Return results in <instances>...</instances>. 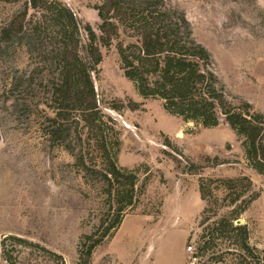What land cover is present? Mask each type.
Here are the masks:
<instances>
[{
	"label": "rangeland",
	"instance_id": "1",
	"mask_svg": "<svg viewBox=\"0 0 264 264\" xmlns=\"http://www.w3.org/2000/svg\"><path fill=\"white\" fill-rule=\"evenodd\" d=\"M22 1L0 2V24ZM60 1L98 32V0ZM163 3L185 14L193 36L210 52L228 100L248 103L264 115V0ZM116 43L101 47L93 77L104 116L97 132L119 140L116 163L138 168L144 189L135 206L124 211L118 229L94 249L89 264H226L204 262L209 255L195 254L206 206L199 193L203 178L252 181L258 195L235 223L246 224L251 244L260 247L264 175L246 160L242 140L223 117L217 126L204 128L169 114L160 99L141 97L123 75ZM39 60L38 53L28 54L18 44L0 56V264H78L82 237L107 208L99 181L83 177L74 155L45 133V116L52 115L50 73ZM64 144L78 149L74 132ZM86 152L88 167L101 161L91 147ZM217 194L220 204L224 194ZM231 208H218L215 217Z\"/></svg>",
	"mask_w": 264,
	"mask_h": 264
},
{
	"label": "trees",
	"instance_id": "2",
	"mask_svg": "<svg viewBox=\"0 0 264 264\" xmlns=\"http://www.w3.org/2000/svg\"><path fill=\"white\" fill-rule=\"evenodd\" d=\"M98 1V32L60 0H23L21 8L0 24L1 57L18 44L28 54L38 53L39 62L50 73L47 106L52 115L45 116L46 135L74 155L83 177L98 180L105 196L107 208L100 212L93 231L82 237L78 264H89L94 249L118 229L124 211L135 206L144 189L138 168L116 163L119 140L97 132L104 116L93 77L102 60L101 47H109L114 40L123 75L141 97L160 99L169 114L204 128L217 126L223 117L242 140L250 166L264 175V115L251 111L248 103L236 106L228 100L210 52L193 36L185 14L165 6L163 0ZM72 132L79 143L77 150L64 144ZM89 147L101 156L90 167L85 158ZM252 186L247 176L200 180L199 193L206 206L195 254L201 259L209 255L204 262L264 264V235L260 247L251 244L246 224L235 223L258 195ZM217 192L224 194L220 204ZM239 202L242 207L237 206ZM222 206L232 208L215 217Z\"/></svg>",
	"mask_w": 264,
	"mask_h": 264
},
{
	"label": "built area",
	"instance_id": "3",
	"mask_svg": "<svg viewBox=\"0 0 264 264\" xmlns=\"http://www.w3.org/2000/svg\"><path fill=\"white\" fill-rule=\"evenodd\" d=\"M188 249H190V247H188Z\"/></svg>",
	"mask_w": 264,
	"mask_h": 264
}]
</instances>
